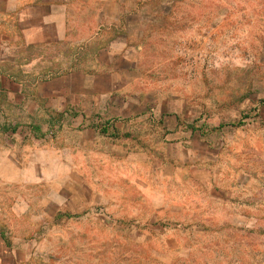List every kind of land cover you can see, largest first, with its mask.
Returning <instances> with one entry per match:
<instances>
[{
  "label": "crops",
  "instance_id": "crops-1",
  "mask_svg": "<svg viewBox=\"0 0 264 264\" xmlns=\"http://www.w3.org/2000/svg\"><path fill=\"white\" fill-rule=\"evenodd\" d=\"M149 17L146 0H0V187L15 217L136 225L175 264H264V94L212 122L193 66L163 74ZM34 236L0 229V264Z\"/></svg>",
  "mask_w": 264,
  "mask_h": 264
},
{
  "label": "rangeland",
  "instance_id": "rangeland-1",
  "mask_svg": "<svg viewBox=\"0 0 264 264\" xmlns=\"http://www.w3.org/2000/svg\"><path fill=\"white\" fill-rule=\"evenodd\" d=\"M146 9L147 24L156 27L147 33L146 44L162 62L163 74H184L187 65L193 66V76H202L193 89L202 90L208 102L197 98L195 106L207 105L212 122L219 123L221 112L249 99L245 92L264 94V0H146ZM11 196L0 187V229L48 237L34 244L30 257H19L23 264H175L171 255L159 254L165 242L136 225L112 226L92 219L93 213L46 225L36 209L33 217H15ZM256 197L264 203V186ZM258 211L264 218V205ZM258 233L264 235V221ZM258 242L264 250V240Z\"/></svg>",
  "mask_w": 264,
  "mask_h": 264
}]
</instances>
